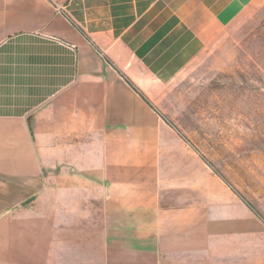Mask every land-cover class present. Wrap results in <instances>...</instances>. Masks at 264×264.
Wrapping results in <instances>:
<instances>
[{
	"label": "crops",
	"instance_id": "0c3cea01",
	"mask_svg": "<svg viewBox=\"0 0 264 264\" xmlns=\"http://www.w3.org/2000/svg\"><path fill=\"white\" fill-rule=\"evenodd\" d=\"M73 1L0 0V264H237L182 141Z\"/></svg>",
	"mask_w": 264,
	"mask_h": 264
},
{
	"label": "rangeland",
	"instance_id": "374dc122",
	"mask_svg": "<svg viewBox=\"0 0 264 264\" xmlns=\"http://www.w3.org/2000/svg\"><path fill=\"white\" fill-rule=\"evenodd\" d=\"M73 8L65 17L182 141L190 192L211 206L237 264H264V0Z\"/></svg>",
	"mask_w": 264,
	"mask_h": 264
}]
</instances>
